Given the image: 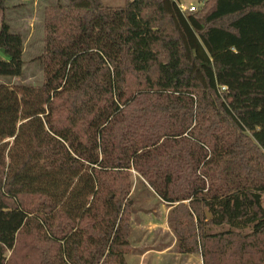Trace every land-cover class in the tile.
<instances>
[{
	"label": "trees",
	"instance_id": "16d2710c",
	"mask_svg": "<svg viewBox=\"0 0 264 264\" xmlns=\"http://www.w3.org/2000/svg\"><path fill=\"white\" fill-rule=\"evenodd\" d=\"M24 50L2 20L0 77ZM38 61L0 83V264H129L134 173L179 253L264 264V0L58 2Z\"/></svg>",
	"mask_w": 264,
	"mask_h": 264
},
{
	"label": "rangeland",
	"instance_id": "374dc122",
	"mask_svg": "<svg viewBox=\"0 0 264 264\" xmlns=\"http://www.w3.org/2000/svg\"><path fill=\"white\" fill-rule=\"evenodd\" d=\"M67 1L68 0H5L3 5L0 3V26L2 20H5L11 25L12 31L21 33L25 39V50L23 54L25 63L23 66V74L16 77H0V83L12 86L21 84L38 85L42 83L43 68L40 61H38V57L43 52L44 48L45 8L58 2L67 3ZM103 1L107 6L115 7L123 5L125 0ZM180 3L186 8L191 5H197L199 0H180ZM134 181L135 186L131 195L133 201L131 203L134 204L133 206L137 214H139V216L145 215L143 219L146 220L143 221L138 217L134 230V242H136L135 239L137 240L141 235L148 238L165 236L166 233L172 231L170 225L165 224L164 227H160L159 225L165 223L168 205L161 202L154 194L149 193L148 189L142 186L140 178L136 173H134ZM134 215H132V218ZM154 222L158 223V227H154V225L157 224Z\"/></svg>",
	"mask_w": 264,
	"mask_h": 264
},
{
	"label": "crops",
	"instance_id": "0c3cea01",
	"mask_svg": "<svg viewBox=\"0 0 264 264\" xmlns=\"http://www.w3.org/2000/svg\"><path fill=\"white\" fill-rule=\"evenodd\" d=\"M170 209L171 207L168 205L166 209L167 215L165 223H161L159 225L160 227H164L165 224H169L168 215ZM134 214L132 218L133 228L130 237L132 251L130 254L127 255V261L129 264H203V257L201 254H181L178 252L176 247L177 239L172 231L166 233L165 236H155L151 238L141 235L137 240L135 239L136 242H134V230L138 217L141 218L143 221H146L145 219H143L145 218V215L139 216L136 211ZM154 227H158V223L155 224Z\"/></svg>",
	"mask_w": 264,
	"mask_h": 264
},
{
	"label": "built area",
	"instance_id": "2783aa9c",
	"mask_svg": "<svg viewBox=\"0 0 264 264\" xmlns=\"http://www.w3.org/2000/svg\"><path fill=\"white\" fill-rule=\"evenodd\" d=\"M198 5H199V3H198L197 5H191V6L185 8V7L182 6V4L180 3V8H181V10H182L184 13H186L187 11L192 12V11L196 10V9L198 8Z\"/></svg>",
	"mask_w": 264,
	"mask_h": 264
}]
</instances>
